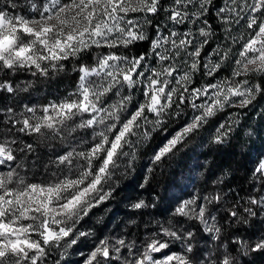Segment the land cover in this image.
Listing matches in <instances>:
<instances>
[{"label": "clouds", "instance_id": "1", "mask_svg": "<svg viewBox=\"0 0 264 264\" xmlns=\"http://www.w3.org/2000/svg\"><path fill=\"white\" fill-rule=\"evenodd\" d=\"M31 3L13 7L31 13ZM223 8L219 0H123L121 27L100 39L106 53L93 50V37L72 42L63 63L39 61L43 73L14 63L0 83V223L29 228L20 239L43 250L25 248L27 257L4 264H31L33 256L38 264H89L96 247L109 256L96 252L91 264H264V174L253 171L264 160V43L256 52L244 47L264 27V3L229 0ZM63 17L31 26L60 31ZM72 29L69 22L65 31ZM81 66L90 73L83 80ZM115 139L103 182L74 216L49 220L56 235L46 240L44 212L29 211L26 221L25 210L74 196L79 187L67 182L93 181L89 170L103 166ZM234 180L244 182V195L232 196Z\"/></svg>", "mask_w": 264, "mask_h": 264}, {"label": "snow or ice", "instance_id": "2", "mask_svg": "<svg viewBox=\"0 0 264 264\" xmlns=\"http://www.w3.org/2000/svg\"><path fill=\"white\" fill-rule=\"evenodd\" d=\"M123 0H32L29 4V8L35 5L31 13L28 12L27 8L20 9V15H17V10L13 7L14 4H18L19 0H7L2 7H0V66L5 70V77L0 79V83H5L8 73L14 67L16 61L20 62V66L23 67L25 64L37 68L41 73H43L44 68L41 66L39 61H51L53 66H55V61L60 60L63 63L66 60V56L62 57L61 53L65 52L66 48H71L72 42L79 40L83 45L88 43L95 37V43L92 45L93 50L96 46L101 48L102 52H107L109 45L107 43L100 44V39L104 33H116V29L121 26L117 24V20L122 19L126 9H122L121 12H117V9L121 7ZM165 2V0H161ZM173 3H180V0H172ZM195 3V0H192ZM225 4V8L221 9V12L229 10V0H222ZM264 3V0H261ZM62 5H69L74 11L70 14L66 11ZM155 11V9H151ZM64 12L63 19L58 20L60 24V31H56L54 27L50 24L42 23L39 31L33 28L31 25L35 23L36 20L43 22L46 19L51 18L52 13ZM173 19L176 18L178 12L173 10L170 12ZM227 19V17H225ZM71 22L73 29L65 31L68 23ZM83 23L86 24V28H80L79 25ZM130 23V21H129ZM115 25V27H113ZM55 32L54 38L50 39L49 34ZM264 34V27L257 29L254 34V39L249 38L248 43L244 46L245 49H251V52L257 51V45L264 43V39H261V35ZM105 39H111V37H105ZM18 41H23L18 45ZM32 41V43H28ZM38 45V48H34L33 45ZM239 47V46H238ZM115 51L116 48H113ZM11 54L9 58L8 54ZM36 53V54H33ZM259 58L264 61V50L260 51ZM90 63H92L90 61ZM264 67V63H262ZM95 71V69H93ZM90 73L87 67L81 66L78 71L81 80L87 77ZM261 88H264V77L261 78ZM9 92L11 87H9ZM4 99V93L0 92V101ZM31 111V109H29ZM47 111V109H45ZM2 119V117H0ZM27 124V121H25ZM119 146V139H115L111 144L108 152L105 154L103 159V166L96 169H90V172H94L95 179L86 186H82V181L67 182L66 187L70 190L72 184L75 183L79 187V191L75 193L74 196L69 198L64 203L58 205L57 208H52L51 202L52 197L46 202L36 201L39 205L38 208H33L31 210H25V220L27 221V213L29 211L40 212L43 211L45 215V222L42 225L44 232L46 233L45 239H52L56 233L48 226L49 220L54 224H59L60 221L56 219L57 216H74L79 210L80 206L87 201V197L96 190L98 185L103 182L105 171L108 164L111 162L114 155V151ZM167 149H165L166 151ZM64 157L61 158L63 160ZM159 159V156L157 157ZM255 167L253 171L257 173L264 174V160L257 159L255 162ZM57 185V189H59ZM52 192L53 190H49ZM256 201H253L255 204ZM234 215V213H233ZM30 227V226H29ZM29 228L14 227L7 223H0V264H4L5 259L10 256L22 255L27 257L28 249H37L39 245H34L28 240L20 239L21 236L27 232ZM63 231V229H61ZM6 234H11L16 237V239L4 240L2 237ZM50 234V235H47ZM99 243H103L100 240ZM23 245V247H22ZM42 251V248H39ZM96 252H101L104 258H108L109 252L107 248L100 249L95 248L93 256L89 258V264L91 260L95 257ZM38 256H33L31 264H38Z\"/></svg>", "mask_w": 264, "mask_h": 264}, {"label": "trees", "instance_id": "3", "mask_svg": "<svg viewBox=\"0 0 264 264\" xmlns=\"http://www.w3.org/2000/svg\"><path fill=\"white\" fill-rule=\"evenodd\" d=\"M219 5L222 6V0H219ZM229 189H235L231 194L232 196L238 197V195H244L245 194V187H244V182L241 180L239 184L234 180L229 186ZM248 191H251L250 188L247 189Z\"/></svg>", "mask_w": 264, "mask_h": 264}]
</instances>
